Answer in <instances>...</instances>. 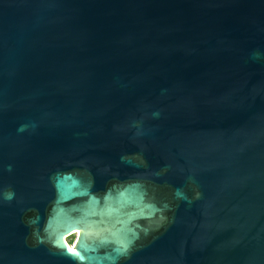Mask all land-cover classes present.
Segmentation results:
<instances>
[{
    "label": "water",
    "instance_id": "obj_1",
    "mask_svg": "<svg viewBox=\"0 0 264 264\" xmlns=\"http://www.w3.org/2000/svg\"><path fill=\"white\" fill-rule=\"evenodd\" d=\"M0 264H264V0H0Z\"/></svg>",
    "mask_w": 264,
    "mask_h": 264
},
{
    "label": "rangeland",
    "instance_id": "obj_2",
    "mask_svg": "<svg viewBox=\"0 0 264 264\" xmlns=\"http://www.w3.org/2000/svg\"><path fill=\"white\" fill-rule=\"evenodd\" d=\"M74 239H75V235H72L70 237H67V243L69 245H71L74 242Z\"/></svg>",
    "mask_w": 264,
    "mask_h": 264
},
{
    "label": "bare ground",
    "instance_id": "obj_3",
    "mask_svg": "<svg viewBox=\"0 0 264 264\" xmlns=\"http://www.w3.org/2000/svg\"><path fill=\"white\" fill-rule=\"evenodd\" d=\"M72 235H75V234H72ZM72 235H70V236H72ZM70 236H68V237H70ZM65 242L67 243V238H65ZM68 244V243H67ZM69 245V244H68ZM69 247H71V245H69Z\"/></svg>",
    "mask_w": 264,
    "mask_h": 264
}]
</instances>
